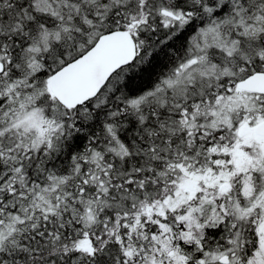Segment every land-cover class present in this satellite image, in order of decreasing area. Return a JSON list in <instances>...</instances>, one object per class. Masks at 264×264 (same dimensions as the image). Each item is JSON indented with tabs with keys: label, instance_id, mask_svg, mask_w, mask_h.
Instances as JSON below:
<instances>
[{
	"label": "snow or ice",
	"instance_id": "6c2138e0",
	"mask_svg": "<svg viewBox=\"0 0 264 264\" xmlns=\"http://www.w3.org/2000/svg\"><path fill=\"white\" fill-rule=\"evenodd\" d=\"M0 264H264V0H0Z\"/></svg>",
	"mask_w": 264,
	"mask_h": 264
}]
</instances>
